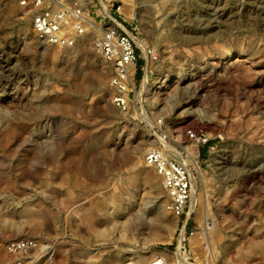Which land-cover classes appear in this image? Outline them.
<instances>
[{
    "label": "rangeland",
    "instance_id": "1",
    "mask_svg": "<svg viewBox=\"0 0 264 264\" xmlns=\"http://www.w3.org/2000/svg\"><path fill=\"white\" fill-rule=\"evenodd\" d=\"M107 3L157 56L154 89L126 113L111 103L97 32L71 50L46 46L19 0H0V242L35 241L23 264H178L183 231L186 264H264V253L242 254L264 237V0ZM188 130L211 148L196 150ZM167 146L200 153L196 211L189 202L179 220L143 164ZM206 224L220 237L208 247Z\"/></svg>",
    "mask_w": 264,
    "mask_h": 264
},
{
    "label": "built area",
    "instance_id": "2",
    "mask_svg": "<svg viewBox=\"0 0 264 264\" xmlns=\"http://www.w3.org/2000/svg\"><path fill=\"white\" fill-rule=\"evenodd\" d=\"M19 4L31 19L32 31L37 40L46 46L71 50L89 32H97L92 46L109 66L108 86L113 92L111 103L121 113L130 109L135 103L137 92L138 63L143 61L147 65V59L156 62L157 56L148 48L143 53L125 20L118 15L120 7L106 16L104 13L96 15L94 9L100 7L98 0H19ZM185 138L196 150L209 143L202 130H188ZM193 150L191 154L198 164L200 153L198 151L196 154V150ZM181 156L182 153L176 149L157 147L147 150L143 157V164L152 169L161 181L168 200L167 210L178 220L186 216L191 200V179L195 171L192 164ZM0 249L7 255L2 264H23L26 255L37 249V244L32 240L0 242ZM150 264L166 262L160 258Z\"/></svg>",
    "mask_w": 264,
    "mask_h": 264
},
{
    "label": "bare ground",
    "instance_id": "3",
    "mask_svg": "<svg viewBox=\"0 0 264 264\" xmlns=\"http://www.w3.org/2000/svg\"><path fill=\"white\" fill-rule=\"evenodd\" d=\"M99 1V3H100V10L106 15V16H109L110 15V9H109V4L107 3V1L108 0H98ZM126 18V17H125ZM215 21V20H214ZM135 40V39H134ZM136 43H137V45L140 47V49L143 51V53H145L144 51H145V47H144V45L138 40V39H136V41H135ZM146 62H147V65H146V69H145V73H144V75H145V77H144V79L142 80V84H141V89H140V91L136 94V96H135V100L140 104V103H142V101L143 100H145L146 98H147V96H149L148 94H149V92L152 90V89H154V86L153 85H149L148 84V73L150 72V70H149V66H150V61L147 59L146 60ZM5 68L6 67H4L3 65H2V62L0 63V74H2V73H5L6 72V70H5ZM5 75V74H4ZM146 120V119H145ZM147 123V122H146ZM10 127H12V126H10ZM8 128V131L10 132V129H12V128ZM7 128H5V129H7ZM16 128V127H15ZM14 127H13V130L15 129ZM4 129V128H3ZM3 129H0V130H3ZM17 130H19V128L17 127ZM5 131V130H4ZM14 132V131H13ZM22 132V131H21ZM23 132H25V130L23 131ZM7 134H8V132H6ZM3 134V133H2ZM11 134H12V131H11ZM11 134H9V135H11ZM23 134V133H22ZM21 134V135H22ZM25 134V133H24ZM23 134V136H25ZM1 135V134H0ZM5 135V134H4ZM3 135V136H4ZM8 135V136H9ZM2 136V137H3ZM5 136H7V135H5ZM1 137V136H0ZM21 138H23L22 136H20ZM2 139V138H1ZM1 139H0V141H1ZM7 141H9L7 138H4V141L6 142V140ZM12 139V138H11ZM19 139V138H18ZM3 140V139H2ZM20 141V140H19ZM24 141V140H23ZM4 142V143H5ZM10 142V141H9ZM16 142H17V140H16ZM15 142V143H16ZM8 143V142H7ZM6 143V144H7ZM1 144H2V142H1ZM0 144V145H1ZM4 145V144H3ZM168 148H171V149H173L172 147H170V146H167ZM191 150V149H190ZM189 149H184L183 150V152H182V158H186V160L188 161V162H190L191 164H192V166L194 167V169H195V171H197V172H199V167H198V164L196 163V158H195V156H192V154L191 153H193L192 152V150H191V152H189L190 151ZM181 153V152H180ZM178 155H180V154H178ZM195 182H196V180H195V177L193 176L192 177V179H191V186H192V188L193 187H195L194 185H195ZM197 198H198V196H197ZM195 199H196V195H195V192L192 190V192H191V200H190V211L191 212H195L196 211V205H195ZM80 200V199H79ZM85 200V199H84ZM83 200V201H84ZM198 200V199H197ZM81 202V201H80ZM77 203H79V202H77ZM82 203V202H81ZM80 203V204H81ZM84 203V202H83ZM75 204V203H74ZM75 205H77V204H75ZM74 206V205H73ZM72 206V207H73ZM77 206H79V205H77ZM71 207V206H70ZM81 207V206H80ZM79 207V208H80ZM191 214V213H190ZM160 216V215H159ZM190 217V216H189ZM187 218H188V216H187ZM207 221V220H206ZM160 223H162V222H160ZM204 223V222H203ZM206 223V222H205ZM204 225V224H203ZM208 227V228H207ZM209 227H211V226H209V225H205L204 227H203V229H202V231L200 232V234H199V236H200V240L202 241V244L203 245H205L206 244V246L208 247V245H210V243H214V242H216V241H219L220 239V237H219V233L217 232V231H215V230H213V228L214 227H212V228H209ZM181 235L179 236V243H178V250H177V253H176V261H177V263L178 264H186V259H184L183 258V256L181 255V251H180V242H181V240H182V238H183V231H181ZM196 235V234H195ZM198 241H199V239H198ZM197 244V243H196ZM202 245V246H203ZM205 246V247H206ZM206 247V248H207ZM198 253V252H197ZM249 254V256L251 255V256H253V255H257V254H263L264 253V237H261L260 238V240H258V241H255V240H252V242L249 244V246L246 248V249H243L242 250V254ZM243 258H244V256H242ZM142 258V257H141ZM141 258L140 259H135V258H125L124 260L123 259H121V261H114V263L113 264H122L123 262H127V264H142V261H141ZM143 259V258H142ZM164 259V258H163ZM174 260V259H173ZM129 261H132L131 263H128ZM170 262V261H169ZM145 263V262H144ZM212 263V262H211ZM112 264V263H111Z\"/></svg>",
    "mask_w": 264,
    "mask_h": 264
},
{
    "label": "trees",
    "instance_id": "4",
    "mask_svg": "<svg viewBox=\"0 0 264 264\" xmlns=\"http://www.w3.org/2000/svg\"><path fill=\"white\" fill-rule=\"evenodd\" d=\"M211 146V143L209 142L207 146H205V148L207 149L208 147ZM204 154V153H203Z\"/></svg>",
    "mask_w": 264,
    "mask_h": 264
},
{
    "label": "crops",
    "instance_id": "5",
    "mask_svg": "<svg viewBox=\"0 0 264 264\" xmlns=\"http://www.w3.org/2000/svg\"><path fill=\"white\" fill-rule=\"evenodd\" d=\"M202 156L204 157L205 155H204V154H202Z\"/></svg>",
    "mask_w": 264,
    "mask_h": 264
}]
</instances>
